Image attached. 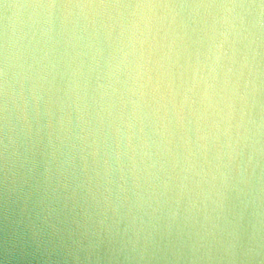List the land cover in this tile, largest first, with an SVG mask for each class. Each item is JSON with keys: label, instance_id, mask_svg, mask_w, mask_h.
<instances>
[{"label": "water", "instance_id": "1", "mask_svg": "<svg viewBox=\"0 0 264 264\" xmlns=\"http://www.w3.org/2000/svg\"><path fill=\"white\" fill-rule=\"evenodd\" d=\"M0 264H264V0H0Z\"/></svg>", "mask_w": 264, "mask_h": 264}]
</instances>
